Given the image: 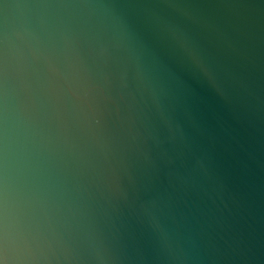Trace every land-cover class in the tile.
<instances>
[{
    "label": "water",
    "instance_id": "1",
    "mask_svg": "<svg viewBox=\"0 0 264 264\" xmlns=\"http://www.w3.org/2000/svg\"><path fill=\"white\" fill-rule=\"evenodd\" d=\"M0 264H264V0H0Z\"/></svg>",
    "mask_w": 264,
    "mask_h": 264
}]
</instances>
